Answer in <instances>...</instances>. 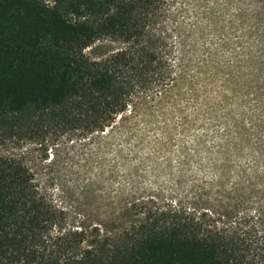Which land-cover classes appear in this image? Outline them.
<instances>
[{
  "label": "trees",
  "instance_id": "16d2710c",
  "mask_svg": "<svg viewBox=\"0 0 264 264\" xmlns=\"http://www.w3.org/2000/svg\"><path fill=\"white\" fill-rule=\"evenodd\" d=\"M170 1L0 0V127L101 132L154 105L176 79ZM102 38L125 46L86 55ZM143 213L116 232L66 228L30 170L0 156V264H264V214L223 205Z\"/></svg>",
  "mask_w": 264,
  "mask_h": 264
},
{
  "label": "rangeland",
  "instance_id": "374dc122",
  "mask_svg": "<svg viewBox=\"0 0 264 264\" xmlns=\"http://www.w3.org/2000/svg\"><path fill=\"white\" fill-rule=\"evenodd\" d=\"M166 16L176 79L154 105L101 132L0 127V156L30 170L66 228L116 232L158 205L264 214L262 1L173 0ZM124 46L102 38L84 52Z\"/></svg>",
  "mask_w": 264,
  "mask_h": 264
}]
</instances>
